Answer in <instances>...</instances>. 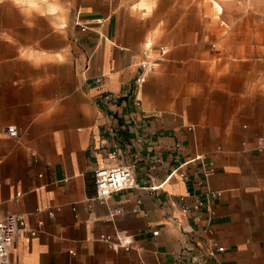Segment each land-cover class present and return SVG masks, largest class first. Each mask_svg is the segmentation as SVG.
<instances>
[{
	"label": "crops",
	"instance_id": "obj_1",
	"mask_svg": "<svg viewBox=\"0 0 264 264\" xmlns=\"http://www.w3.org/2000/svg\"><path fill=\"white\" fill-rule=\"evenodd\" d=\"M200 5L0 0V217L25 221L13 262L181 264L185 244L205 253L213 238L225 250L187 264H264V82L243 79L264 75V55L245 66L218 48ZM253 28H262L253 37L264 53V25ZM159 45L168 51L133 105L136 64ZM105 91L119 94L117 103L105 104ZM113 147L136 185L101 202L93 173L115 164L106 155ZM204 163L214 166L210 198L198 184ZM178 195L192 212H182ZM106 234L129 248L107 245Z\"/></svg>",
	"mask_w": 264,
	"mask_h": 264
},
{
	"label": "built area",
	"instance_id": "obj_2",
	"mask_svg": "<svg viewBox=\"0 0 264 264\" xmlns=\"http://www.w3.org/2000/svg\"><path fill=\"white\" fill-rule=\"evenodd\" d=\"M91 22L99 20V18H91ZM83 27V26H82ZM157 54L154 57L149 56L148 49L145 48L142 53L144 58L140 60L136 65L138 66V71L133 79V83H131L133 89V94L130 98V103L133 105H141V100L137 96V90L143 82L145 81L148 73L153 70L165 54L168 49L164 45H159L156 47ZM97 83L102 81V77H97L95 79ZM130 87V86H128ZM103 102L107 105H113L117 103L119 99V94L105 91L102 95ZM190 129H193V126H189ZM5 131L10 136H19V130L16 126H8L5 127ZM94 155H97L98 151L93 150ZM108 159L113 161L114 165H103L95 168L93 173V183H94V196L93 198L99 200L101 202L105 201L106 198L113 194L125 189L134 187L136 185V181L132 172V167L127 164H120V149L118 147H113L111 150H108L106 153ZM196 158H201L200 156H196ZM214 171V166L212 163H204L202 166V178L198 181V184L205 188V195L207 198L214 197L217 193L209 187L208 178L211 173ZM178 202L180 204L181 210L183 213L192 212L193 206L186 200L184 195H178ZM209 215L214 214V210L209 207ZM122 212V208L114 209L113 213ZM25 226L24 217L20 214L9 213L0 217V264H17L13 262L10 258V246L13 241L14 235ZM153 234H157L158 230L152 231ZM204 233L207 235H211L213 233L210 224H208L204 228ZM31 235H35L36 231L31 230ZM107 245L109 246H120L125 249L129 248V240L128 239H117V241L113 240V236L111 234H106L101 238ZM192 245L185 244L183 249H181L177 253V260L181 264H187V258L189 260H197L198 258H202L203 255H207L208 257L214 258L217 253H221L225 250V246L219 244L217 240L211 238L208 240V247L204 252L199 254L192 253ZM186 258L184 260L183 258Z\"/></svg>",
	"mask_w": 264,
	"mask_h": 264
},
{
	"label": "rangeland",
	"instance_id": "obj_3",
	"mask_svg": "<svg viewBox=\"0 0 264 264\" xmlns=\"http://www.w3.org/2000/svg\"><path fill=\"white\" fill-rule=\"evenodd\" d=\"M179 0H165V3ZM222 6V13L217 11L212 0H197L201 7L207 8L208 21L217 39V47L227 50L228 53L242 57L245 66L255 65L253 62L262 53L261 37L263 34L253 31V26L264 25V0H217ZM223 21L225 24H223ZM147 40H150L147 38ZM257 46H260L258 48ZM260 68L264 70V59L260 60ZM243 79L250 84L264 82V75H244ZM240 86V85H239ZM264 208V200L261 209Z\"/></svg>",
	"mask_w": 264,
	"mask_h": 264
},
{
	"label": "bare ground",
	"instance_id": "obj_4",
	"mask_svg": "<svg viewBox=\"0 0 264 264\" xmlns=\"http://www.w3.org/2000/svg\"><path fill=\"white\" fill-rule=\"evenodd\" d=\"M212 2H213L214 7L217 8L218 12L222 10V6L217 0H212Z\"/></svg>",
	"mask_w": 264,
	"mask_h": 264
}]
</instances>
